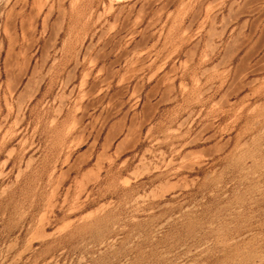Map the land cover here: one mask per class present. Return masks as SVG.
I'll list each match as a JSON object with an SVG mask.
<instances>
[{
  "label": "rangeland",
  "instance_id": "rangeland-1",
  "mask_svg": "<svg viewBox=\"0 0 264 264\" xmlns=\"http://www.w3.org/2000/svg\"><path fill=\"white\" fill-rule=\"evenodd\" d=\"M237 248L264 253V0H0V264Z\"/></svg>",
  "mask_w": 264,
  "mask_h": 264
},
{
  "label": "bare ground",
  "instance_id": "bare-ground-1",
  "mask_svg": "<svg viewBox=\"0 0 264 264\" xmlns=\"http://www.w3.org/2000/svg\"><path fill=\"white\" fill-rule=\"evenodd\" d=\"M202 245L198 249H202L204 247ZM232 255L230 264H258L264 262V253H257L256 255H251L250 253L245 254L241 248H237Z\"/></svg>",
  "mask_w": 264,
  "mask_h": 264
}]
</instances>
